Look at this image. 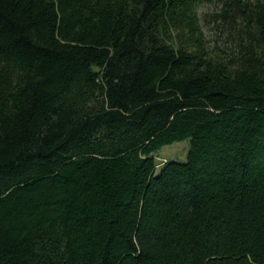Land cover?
<instances>
[{
    "label": "trees",
    "instance_id": "1",
    "mask_svg": "<svg viewBox=\"0 0 264 264\" xmlns=\"http://www.w3.org/2000/svg\"><path fill=\"white\" fill-rule=\"evenodd\" d=\"M0 264H264V0H0Z\"/></svg>",
    "mask_w": 264,
    "mask_h": 264
},
{
    "label": "rangeland",
    "instance_id": "2",
    "mask_svg": "<svg viewBox=\"0 0 264 264\" xmlns=\"http://www.w3.org/2000/svg\"><path fill=\"white\" fill-rule=\"evenodd\" d=\"M205 9H201V13L203 11H208L209 6H205ZM206 36L208 37L209 41H212L214 38V34L210 28H207ZM191 141L190 139L173 143L171 145H167L161 149L158 153L157 163H161L162 161L165 163L167 160L169 161H176V162H186L188 158V153L190 150ZM161 170V167L157 169V172Z\"/></svg>",
    "mask_w": 264,
    "mask_h": 264
}]
</instances>
